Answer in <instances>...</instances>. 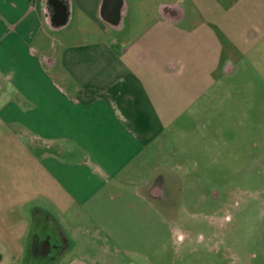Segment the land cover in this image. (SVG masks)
<instances>
[{"label":"crops","instance_id":"crops-1","mask_svg":"<svg viewBox=\"0 0 264 264\" xmlns=\"http://www.w3.org/2000/svg\"><path fill=\"white\" fill-rule=\"evenodd\" d=\"M247 38L264 44V0H0V120L37 171L1 210L0 264H151L152 214L178 218L149 183L173 169L182 191L176 135L205 117L236 64L229 42Z\"/></svg>","mask_w":264,"mask_h":264},{"label":"rangeland","instance_id":"rangeland-1","mask_svg":"<svg viewBox=\"0 0 264 264\" xmlns=\"http://www.w3.org/2000/svg\"><path fill=\"white\" fill-rule=\"evenodd\" d=\"M70 29L72 24L60 33ZM252 44L250 38L241 46L229 42L234 69L220 73L219 83L208 90L214 101L207 102L198 125L190 121L187 132L176 135L189 156L182 191H176L178 179L169 177L173 169L156 171L149 183L151 191L162 187L153 205L178 218L162 224L152 210L148 236L151 245L155 237L161 240L151 264H264V44ZM10 131L14 128L0 120L1 218L3 207L33 194L37 179L35 150ZM31 203L25 202L26 210ZM182 236L187 241L179 242Z\"/></svg>","mask_w":264,"mask_h":264},{"label":"flooded vegetation","instance_id":"flooded-vegetation-1","mask_svg":"<svg viewBox=\"0 0 264 264\" xmlns=\"http://www.w3.org/2000/svg\"><path fill=\"white\" fill-rule=\"evenodd\" d=\"M41 258H42V260H41L42 263H45V259H43V257H41ZM47 258H48L47 260L49 261L50 259L53 258V255L52 254L51 255L49 254V256H47Z\"/></svg>","mask_w":264,"mask_h":264}]
</instances>
